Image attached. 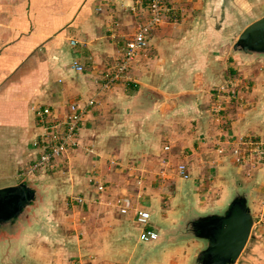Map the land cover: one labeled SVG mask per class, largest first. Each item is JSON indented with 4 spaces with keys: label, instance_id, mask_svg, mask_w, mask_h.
<instances>
[{
    "label": "crops",
    "instance_id": "crops-1",
    "mask_svg": "<svg viewBox=\"0 0 264 264\" xmlns=\"http://www.w3.org/2000/svg\"><path fill=\"white\" fill-rule=\"evenodd\" d=\"M165 2L174 16L119 73L126 42L148 18L144 5L132 13L133 0H0V189L27 182L38 200L20 225L0 231V264H184L189 249L169 234L183 223L202 243L195 224L219 217L237 197L254 219L245 264H264V225L255 229L264 162L234 153L239 138L264 141V102L225 116L224 106L205 105L214 94L203 83L248 70L229 54L239 34L222 36L216 26L229 8L230 30L246 27L264 17L246 19L264 11V0ZM150 91L167 101L155 104ZM181 95L194 97L173 100ZM219 96L218 89L213 101ZM72 105L85 109L79 147L44 174L27 175L42 152L34 144L64 132ZM211 109L217 136L205 115ZM195 118L198 131H185ZM136 210L150 214L146 226ZM142 230L157 241L140 242Z\"/></svg>",
    "mask_w": 264,
    "mask_h": 264
},
{
    "label": "water",
    "instance_id": "water-1",
    "mask_svg": "<svg viewBox=\"0 0 264 264\" xmlns=\"http://www.w3.org/2000/svg\"><path fill=\"white\" fill-rule=\"evenodd\" d=\"M231 52L244 59L264 58V17L247 25L238 35ZM155 104L165 102L161 94L150 91ZM194 95L174 98L178 103ZM36 191L27 182L0 189V231H9L20 225L34 209ZM254 219L242 197L233 199L226 212L209 219L198 233L200 240L207 242L196 260L203 257L208 264H236L249 241ZM196 261V262H197Z\"/></svg>",
    "mask_w": 264,
    "mask_h": 264
},
{
    "label": "built area",
    "instance_id": "built-area-1",
    "mask_svg": "<svg viewBox=\"0 0 264 264\" xmlns=\"http://www.w3.org/2000/svg\"><path fill=\"white\" fill-rule=\"evenodd\" d=\"M165 1L166 0H133L134 6L130 8V11L135 13L137 7L144 5L148 18L144 24H141L138 27L136 32L126 42L124 59L119 68V73L125 71L136 59L138 53L147 47L151 32L159 27L167 16H174V9L168 7ZM74 69L77 72L83 70V68L77 64H74ZM115 78L118 79V76L116 75ZM223 89L224 88L221 90ZM92 104V101L88 102V105ZM69 110L70 112L63 123V133L55 135L53 137L54 141L50 144L46 143L44 140L41 141L40 145L37 143L34 144L35 148H42V152L40 157L29 165L26 171L27 175L33 176L36 173L44 174L48 169L54 166L58 158L79 147V135L81 131L80 124L85 109L79 108L77 105H72ZM239 139V141L237 140L238 142H234V153L243 157L242 162H264V141H257L250 137ZM165 150H167V148H165ZM238 162H241V160L239 159ZM177 174L183 179L189 178L184 165L178 166ZM135 219L140 226L144 227L150 220V214L145 210H136ZM157 239V233L152 230H142L138 235V240L143 243L155 242Z\"/></svg>",
    "mask_w": 264,
    "mask_h": 264
},
{
    "label": "rangeland",
    "instance_id": "rangeland-1",
    "mask_svg": "<svg viewBox=\"0 0 264 264\" xmlns=\"http://www.w3.org/2000/svg\"><path fill=\"white\" fill-rule=\"evenodd\" d=\"M234 8H231V9L234 12H236V13H237V10H242L240 8V6L238 7V9H236V7H234ZM254 9L255 10L253 11V14H248L246 19L247 18L250 19L251 16L254 17V18L258 17L262 13H264V11L261 12L260 10H256V8H254ZM223 13H224V15L220 14L222 16V20H220V23L218 25H217V22H215V20H214V23L217 25L216 27L221 25V27H222V29H221L222 36H225V35H228V34H232L233 35L235 32H237V34H240V32L245 28V26H244L241 29L240 26H243V25L247 24V21H242L244 23H239L240 26L238 25L239 28L237 29V31L234 30V29L230 30V27L233 26V24L231 23V21L233 20V14L231 15L229 13V8H227V10L225 12H223ZM227 13H229V14L227 15ZM230 17H231L232 20L230 19ZM240 19L238 21H241ZM231 42L234 44L235 37H234V39H232ZM229 54L233 55L232 52H231V49L229 51ZM239 59L241 60L242 63H244L243 64L244 66L242 65L240 69L248 67V70L241 71V72L239 71L236 75H234V76L231 75V76L227 77L225 80L221 81V84H219V83L217 84L214 81V84L210 83V85H209V77L206 78V82H205V80L203 82L204 84H206L207 88L209 86L210 91L212 89L214 96L217 94L218 89L220 91V96L218 98V101H217V98L215 99L217 102L213 101V97L214 96L211 95V96H209L210 97L209 98L210 101L204 100L205 105H215V106H211V107H213V109L215 111L218 108L216 105L224 106L225 107V110H224L225 112H223V113H225V116H228L230 114V112H232V111L239 112L240 111L239 109L243 110L242 106L251 107L253 105H262V102H264V58H254V59L239 58ZM226 65H229V63H227ZM226 67H229V66H226ZM197 80H199V78L196 79L195 82ZM200 82H202V80ZM221 86L224 87L223 90H220ZM214 110L211 109L209 112L205 113V115H206L208 121L210 123H212L211 126L209 127L211 129V131H212V136L213 135L217 136V135H219V133H215V131H216V128L218 127L217 126V121L218 120H217V116H214L216 114ZM194 113L195 112L193 111L192 114H194ZM195 121H197V118H195L193 120V122L192 121L190 122L191 125L189 124L187 127H184L185 131H187V132L191 131V130L198 131L196 129H193L192 123H194V125H195V123H198V122H195ZM242 134H244V133L240 132V135H242ZM190 135H192V134H190ZM250 136H251L250 138H252V139L260 138V137H258L256 135H252V134H250ZM237 140L239 141L240 139H237ZM258 140L260 141V139H258ZM173 143H175V142H173ZM232 184L234 185V188H235V186L238 187L237 191H239V189L243 190V188H241L239 185H236L237 183L234 182ZM246 191H249V190H245V192ZM245 201H246V204H247V200H245ZM228 204H227V207H225L223 210L218 212L219 216L223 215L226 212V210H227V208L229 206ZM69 206H71V205H69ZM69 208H72V207H69ZM77 209H79V206H78ZM42 212L37 215L36 219H38V221L42 218L43 214H45V213H42ZM72 213H73V210H71L70 215ZM262 218H264V209H261V210L255 212V222H256V224H255L256 228L255 229H258L261 225H264V220L261 221ZM183 225L184 224L181 223L178 226L179 230H177L176 233L169 234V237L167 238V241L174 242V243L185 241L184 245H186L185 248L187 250L189 249L188 250L189 251V253H188L189 255H187L188 259L185 260L184 264H194L195 263L194 258L196 257V254L198 252H201L203 250L204 243L203 242L200 243V241L194 240L193 239V233L191 234L188 231L186 232V226L184 228ZM259 230H262V228H260ZM185 234H189V235H185ZM199 235L200 234L197 233L198 238H199ZM50 240H47V242H48L47 246L48 247L53 245V241H50ZM185 243H187V244H185ZM176 244H178V243H176ZM50 250H52V249H50ZM64 253H66V252H64ZM245 255H246V249L242 253V255L239 258V260L236 262V264H245V262H246L245 261V257H246ZM64 256L65 255H63V257ZM79 261L80 260H78V262ZM81 263H82V261H81Z\"/></svg>",
    "mask_w": 264,
    "mask_h": 264
},
{
    "label": "flooded vegetation",
    "instance_id": "flooded-vegetation-1",
    "mask_svg": "<svg viewBox=\"0 0 264 264\" xmlns=\"http://www.w3.org/2000/svg\"><path fill=\"white\" fill-rule=\"evenodd\" d=\"M205 223H207V221H198L196 224H195V228H199V229H201L202 228V225L203 224H205ZM202 230V229H201ZM201 242H203L204 243V250L206 249V247H207V242L206 241H201ZM203 252V251H202ZM197 261V260H196ZM197 264H208L207 262H205L204 261V259H203V257H201L200 259H198V261L196 262Z\"/></svg>",
    "mask_w": 264,
    "mask_h": 264
}]
</instances>
